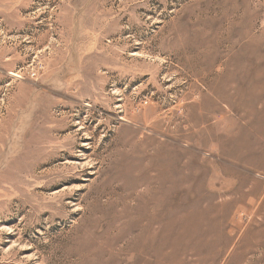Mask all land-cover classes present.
Here are the masks:
<instances>
[{
  "label": "rangeland",
  "instance_id": "1",
  "mask_svg": "<svg viewBox=\"0 0 264 264\" xmlns=\"http://www.w3.org/2000/svg\"><path fill=\"white\" fill-rule=\"evenodd\" d=\"M0 264H264V0H0Z\"/></svg>",
  "mask_w": 264,
  "mask_h": 264
}]
</instances>
